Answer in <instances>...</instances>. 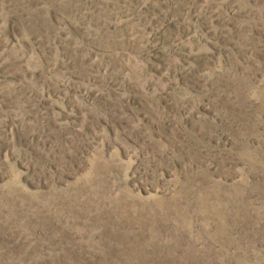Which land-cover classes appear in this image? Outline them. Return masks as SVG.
I'll list each match as a JSON object with an SVG mask.
<instances>
[{"label": "rangeland", "instance_id": "rangeland-1", "mask_svg": "<svg viewBox=\"0 0 264 264\" xmlns=\"http://www.w3.org/2000/svg\"><path fill=\"white\" fill-rule=\"evenodd\" d=\"M0 264H264V0H0Z\"/></svg>", "mask_w": 264, "mask_h": 264}]
</instances>
